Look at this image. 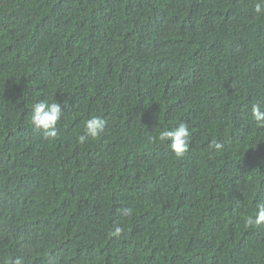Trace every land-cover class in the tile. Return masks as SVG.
<instances>
[{"label":"trees","instance_id":"obj_1","mask_svg":"<svg viewBox=\"0 0 264 264\" xmlns=\"http://www.w3.org/2000/svg\"><path fill=\"white\" fill-rule=\"evenodd\" d=\"M255 3L0 0V264H264ZM41 101L61 103L56 138ZM180 123L177 157L158 136Z\"/></svg>","mask_w":264,"mask_h":264},{"label":"clouds","instance_id":"obj_2","mask_svg":"<svg viewBox=\"0 0 264 264\" xmlns=\"http://www.w3.org/2000/svg\"><path fill=\"white\" fill-rule=\"evenodd\" d=\"M254 12L256 14L264 15V0H256L254 5ZM67 101L64 105L67 106ZM253 119L264 126V103L257 101L251 108ZM63 110L61 103L45 101L38 102L34 105L31 114V123L34 128L42 132L43 136L47 138H56L58 135L57 124L61 120ZM106 126V120L100 116H92L84 122L83 134L78 137V142L85 143L90 138L95 139L100 136ZM191 132L187 123H180L174 130H163L159 133L158 139L160 141L168 142V147L177 156H183L189 150V140ZM217 151L221 150L224 145L216 140H213L209 145ZM124 215H131V209H124ZM249 226L260 225L264 223V202L258 205V211L255 216L249 217L246 221ZM121 228L117 227L112 235L119 236ZM15 264H21L20 260H16Z\"/></svg>","mask_w":264,"mask_h":264}]
</instances>
